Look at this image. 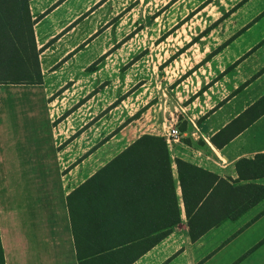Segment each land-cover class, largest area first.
Returning a JSON list of instances; mask_svg holds the SVG:
<instances>
[{
	"label": "crops",
	"instance_id": "1",
	"mask_svg": "<svg viewBox=\"0 0 264 264\" xmlns=\"http://www.w3.org/2000/svg\"><path fill=\"white\" fill-rule=\"evenodd\" d=\"M95 3V0H28L41 81L32 85H0L2 264H116L113 251L84 257L82 241L77 243L73 234L67 196L132 142L106 161L92 153L66 171L68 167L61 169L55 157L62 149L54 143V128L51 129L52 116L58 114L54 105L64 99L59 91L68 82L76 85L84 80V72L100 55L87 47V41L95 33V15L90 12ZM249 49L247 46L244 50L247 58L243 62L249 61L251 69L256 65L263 67L261 47L257 51L259 60L255 58L256 51L249 53ZM253 70L254 74L240 83L245 84L233 87L231 96L221 104L183 119L185 126L179 131V141L167 147L180 223L164 239L126 264H264V174L256 173L255 166L261 160L256 161L257 165L245 162L264 154V114L221 148L210 142L220 129L264 95L263 84L254 86L264 78V68L260 73L258 69ZM242 93L246 95L241 108L232 109L221 116L224 120L218 117L219 121L214 123L213 117ZM74 102L80 103L82 99L75 98ZM40 116H44L43 126L37 123ZM175 159L216 176L212 183L215 190L209 192L203 208L208 215L238 212L239 215L211 226L191 240ZM128 166L134 164L120 160L109 172L120 173V169ZM127 175L114 183L117 191H108V208L116 216L118 228L167 230L161 227L162 217L175 213L173 197L129 188L128 183H134L136 176L132 172ZM228 186L238 192L229 195ZM229 196L235 200L230 201ZM253 199L257 200L251 205ZM234 202L236 211L232 212Z\"/></svg>",
	"mask_w": 264,
	"mask_h": 264
},
{
	"label": "rangeland",
	"instance_id": "2",
	"mask_svg": "<svg viewBox=\"0 0 264 264\" xmlns=\"http://www.w3.org/2000/svg\"><path fill=\"white\" fill-rule=\"evenodd\" d=\"M95 1L87 47L100 55L84 80L59 91L64 99L51 119L52 139L62 149L55 157L66 171L92 153L106 161L137 136L159 135L170 125L180 131L184 118L221 104L253 69L264 68L243 62L247 46L257 60L260 47L264 55V0ZM261 84L264 78L254 86ZM245 95L212 121L241 108ZM143 248L118 253L116 264Z\"/></svg>",
	"mask_w": 264,
	"mask_h": 264
},
{
	"label": "trees",
	"instance_id": "3",
	"mask_svg": "<svg viewBox=\"0 0 264 264\" xmlns=\"http://www.w3.org/2000/svg\"><path fill=\"white\" fill-rule=\"evenodd\" d=\"M93 69L92 64L87 71ZM40 81L38 50L34 41L33 20L29 13L28 0H0V85H32ZM263 114L264 95L211 137V144L221 148ZM120 160H127L134 166L120 169V173L109 172V169L111 167L113 169L115 163ZM259 160L261 162L257 165L256 161ZM174 162L186 216L189 218L191 240L197 239L211 226L239 215V212L208 215L203 208L208 201L209 192L215 190L212 183L216 176L180 159H175ZM245 162L256 164V173L264 174V154ZM171 163L165 140L160 135L144 134L67 196L73 234L77 243L82 241L84 257L108 251H113L116 256L124 249L143 245L144 248L139 253L130 254L129 262L134 261L141 252H146L164 239L171 229L180 223L173 197ZM131 172L136 179L134 183H128L129 188L133 187L143 193L157 192L166 198L173 197L175 213L162 217L161 227L167 230L128 231L118 228L120 225L117 218L108 208V191L109 189L117 191L114 183L117 180L121 181L125 173L130 175ZM228 188L229 195L238 192L236 188L230 186ZM229 199L235 200L230 196ZM256 200L253 199L250 204ZM233 204L232 212L236 211V202Z\"/></svg>",
	"mask_w": 264,
	"mask_h": 264
},
{
	"label": "built area",
	"instance_id": "4",
	"mask_svg": "<svg viewBox=\"0 0 264 264\" xmlns=\"http://www.w3.org/2000/svg\"><path fill=\"white\" fill-rule=\"evenodd\" d=\"M164 140L167 147H170L173 143H176L180 139V133L176 126L170 125L167 128H162L159 134Z\"/></svg>",
	"mask_w": 264,
	"mask_h": 264
}]
</instances>
